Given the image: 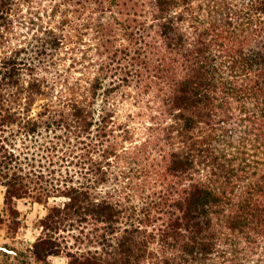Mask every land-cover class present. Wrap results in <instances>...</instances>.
Returning a JSON list of instances; mask_svg holds the SVG:
<instances>
[{
	"label": "trees",
	"instance_id": "obj_1",
	"mask_svg": "<svg viewBox=\"0 0 264 264\" xmlns=\"http://www.w3.org/2000/svg\"><path fill=\"white\" fill-rule=\"evenodd\" d=\"M34 1L0 0V186L35 261L264 264V0Z\"/></svg>",
	"mask_w": 264,
	"mask_h": 264
},
{
	"label": "rangeland",
	"instance_id": "obj_2",
	"mask_svg": "<svg viewBox=\"0 0 264 264\" xmlns=\"http://www.w3.org/2000/svg\"><path fill=\"white\" fill-rule=\"evenodd\" d=\"M48 4V0H35L32 4V11L35 14L40 13L43 19H46L47 15L45 9L48 7ZM25 12H27L26 8ZM69 17L72 16L69 14ZM27 30L28 29H25V31ZM88 41L89 40H87V42ZM78 55L81 57L82 53H79ZM72 62V58L68 59L67 62H63V64L66 65L65 68L67 72L62 74L65 75V77L67 75H71V77H80L82 73L75 72L76 69H71V73L68 72V69L71 68ZM48 77H52L51 73H48ZM127 94L128 96L125 97L124 101L121 102L119 106V120L126 119L128 115L131 114L136 115V118L132 120L133 122L131 125L138 128L135 139L140 140L143 138V133L145 131V127L142 123L147 120V116H145V114L148 112L149 98L141 101H137L138 98H132V95H135L133 88L127 90ZM139 114L140 116H138ZM4 194L5 188L0 186V247H7L8 249L15 250L21 256L8 253L5 250L0 249V264H42L36 262L32 257L30 248L41 235L42 228L40 227L39 222L45 216L46 208L38 203L19 201L18 208L21 212V217L19 219L21 220V227L17 232H11L9 229L11 220L9 215L5 213L4 208ZM72 243H74V240H72ZM48 264H68V259L64 255L52 257L50 258V262Z\"/></svg>",
	"mask_w": 264,
	"mask_h": 264
},
{
	"label": "water",
	"instance_id": "obj_3",
	"mask_svg": "<svg viewBox=\"0 0 264 264\" xmlns=\"http://www.w3.org/2000/svg\"><path fill=\"white\" fill-rule=\"evenodd\" d=\"M0 249H3V250H5L8 253H13V254H15L17 256H21L17 251L12 250V249H8L7 247H0Z\"/></svg>",
	"mask_w": 264,
	"mask_h": 264
}]
</instances>
